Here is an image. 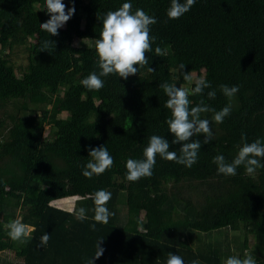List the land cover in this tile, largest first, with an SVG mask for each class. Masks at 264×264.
<instances>
[{
	"label": "trees",
	"instance_id": "trees-1",
	"mask_svg": "<svg viewBox=\"0 0 264 264\" xmlns=\"http://www.w3.org/2000/svg\"><path fill=\"white\" fill-rule=\"evenodd\" d=\"M62 2L75 13L50 36L40 27L50 19L46 0H0V264H10L1 258L10 250L24 264H88L99 239L105 251L94 264H167L169 253L184 264H225L230 256L246 255L264 264V168L249 175L241 166L235 176H225L212 163L218 154L234 159L242 132L249 143L264 138V0H197L179 19L167 16L171 0ZM125 2L158 20L151 26L156 39L146 54L149 65L126 80L110 74L102 78V89L88 90L81 80L99 72L97 15ZM47 39L55 42L53 49L42 48ZM157 46L166 55L156 56ZM14 49L28 55L21 73L11 57ZM181 63L216 90L213 100L207 98L212 89L191 96L193 105L203 98L219 111L229 103L219 85H238L232 112L223 123L213 122L214 138L202 144L192 167L157 155L152 176L130 182L126 162L144 158L149 137L165 136L170 151L182 146L171 143L165 123L171 111L160 87H194L176 71ZM63 104L70 108L66 118ZM195 139L204 136L189 142ZM102 145L113 167L85 178L89 147ZM101 189L112 194L108 224L94 220L93 194ZM68 197L80 198L73 211L53 205ZM81 207L87 209L84 221L76 216ZM20 212L35 231L18 246L5 225ZM236 223L243 228L242 243L229 234ZM44 234L50 239L40 247Z\"/></svg>",
	"mask_w": 264,
	"mask_h": 264
},
{
	"label": "clouds",
	"instance_id": "clouds-1",
	"mask_svg": "<svg viewBox=\"0 0 264 264\" xmlns=\"http://www.w3.org/2000/svg\"><path fill=\"white\" fill-rule=\"evenodd\" d=\"M197 0H171L170 7L167 10L169 19H179L189 12ZM46 9L50 19L40 24L42 30L50 36L58 35L61 29L74 15L75 7L68 8L62 0H46ZM99 21L102 20V31L100 37L95 39V49L98 57L99 72L92 71L86 78L81 80V84L88 90H100L104 87L103 77L110 74H116L120 78L127 79L129 76L136 75L141 68L149 65L147 55L151 52L155 37L151 33V26L158 23L154 15H149L143 9L132 10V4L125 2L115 11H108L102 17L97 15ZM55 42L47 39L43 42L42 48L45 50L53 49ZM156 56L166 55V50L157 46L155 48ZM186 65L179 64L176 71L180 73L183 80L188 84H194V87H177L176 84L162 83L160 87L167 96L165 107L171 111V116L166 119L174 139L172 144H181L179 151H170V143L161 135H152L149 137L148 145L144 148L143 159L129 158L126 162V179L130 182L139 181L141 178L151 177L156 164V157L159 155L167 161H174L185 167H192L198 161V154L202 144H209L214 133L212 124L223 123L224 119L232 112V100L239 92V86H228L220 84V92L228 98L229 103L221 110L217 111L205 102L203 98L193 105L191 96L203 97L206 89H212L207 92V98L213 100L216 98V90L212 84L204 77L193 78L191 72L185 71ZM147 71L152 73L155 70L147 67ZM211 113L209 117L205 114ZM204 136L203 141L199 139L191 140L192 137ZM89 157L87 164L84 165L82 175L91 179L93 176L103 174L114 165V158L109 153L105 145L88 149ZM264 138H257L249 143L247 134H241V144L237 155L230 162L222 154L216 155L212 163L216 165L218 174L225 176H235L237 169L244 167L247 174H255L257 169L264 168ZM111 192L101 189L93 194L94 201V220L98 223L108 224L109 219L114 213L110 212L106 206L111 200ZM87 209L81 207L76 211L79 220L88 219ZM5 227L9 230L8 235L14 241L25 244L31 238V233L35 231L34 227L21 222V220L10 221ZM93 231L96 230L95 224L91 225ZM49 234L42 235L40 247L48 244ZM103 239H99L96 244L94 257L88 261V264H94L95 259H100L105 249L100 245ZM167 264H184L182 257L169 253ZM191 264H201L199 260H193ZM225 264H257L253 255H246L241 259L236 256L227 258Z\"/></svg>",
	"mask_w": 264,
	"mask_h": 264
},
{
	"label": "rangeland",
	"instance_id": "rangeland-1",
	"mask_svg": "<svg viewBox=\"0 0 264 264\" xmlns=\"http://www.w3.org/2000/svg\"><path fill=\"white\" fill-rule=\"evenodd\" d=\"M65 27H66V24L62 28H65ZM0 51H1V49H0ZM5 53H8V52H5ZM11 57H12L13 63L16 65V67L18 68L19 71H20V68H22V67L25 68V67H27V65H29L28 64L29 63L28 55L24 49H19V50L14 49ZM20 73H21V71H20ZM192 75H193L194 79L198 78V75L196 73H194ZM186 87H190V86L188 85ZM62 111H63L62 117L66 118L70 112L69 106L67 104H63ZM47 129L49 131L50 128H47ZM47 134H48V132H47ZM126 196L127 195L125 194V196L123 198H126ZM79 200H80L79 197H68L66 200L53 202V205L60 207L62 209L68 210V211H73ZM125 213H126V211H125ZM18 218H19V220H21V222H23V213L20 212ZM230 230H231V232H229L230 236L232 238H236L237 240H239L242 243L244 234L242 231L243 228H242L241 224H239V223L233 224L231 226ZM32 233H31V235H32ZM16 244L18 246L20 245L19 242H17ZM253 244H254L253 239L249 238L248 249L252 250ZM16 254H17L16 251H13V250L8 251L6 254H1L2 262L8 261L10 264H24L23 261L20 259V257H18Z\"/></svg>",
	"mask_w": 264,
	"mask_h": 264
}]
</instances>
